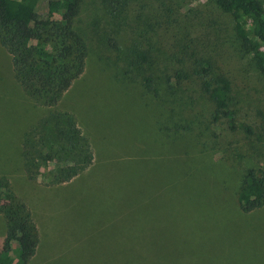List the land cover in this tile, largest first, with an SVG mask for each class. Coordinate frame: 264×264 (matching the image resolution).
Returning a JSON list of instances; mask_svg holds the SVG:
<instances>
[{"label": "trees", "instance_id": "16d2710c", "mask_svg": "<svg viewBox=\"0 0 264 264\" xmlns=\"http://www.w3.org/2000/svg\"><path fill=\"white\" fill-rule=\"evenodd\" d=\"M84 1L0 0V48L20 89L38 106L54 109L84 76L88 44L75 27ZM213 4L231 17L235 37L264 76V0ZM107 44L113 53L118 49L115 40ZM147 44H134L132 58L115 57L122 71L117 67L109 79L115 86L109 94L116 96L135 77L139 94L127 99L128 107L145 101L137 120L123 102L116 106L118 118L137 124L129 154L114 146L106 157L96 153L87 119L71 108L50 111L23 134L25 178L41 177L44 189L75 191V208L65 209L70 240L46 246V233L0 176V264H82L83 258L88 264H264V226L244 217L264 206V169L251 160L255 150L247 144L222 145L215 134L224 126L248 141L254 136L249 125L235 122L232 81L189 50L191 43L149 38ZM96 108L98 120L108 113ZM233 181L234 213L216 203ZM93 192L104 202L89 210L79 202H89L85 196L93 199ZM66 254L74 257L65 261Z\"/></svg>", "mask_w": 264, "mask_h": 264}, {"label": "rangeland", "instance_id": "374dc122", "mask_svg": "<svg viewBox=\"0 0 264 264\" xmlns=\"http://www.w3.org/2000/svg\"><path fill=\"white\" fill-rule=\"evenodd\" d=\"M75 27L88 44L85 73L74 82L71 91L54 109L38 106L24 95L13 78L8 56L0 48V176L6 177L13 192L26 206L32 207L30 212L42 214L39 208L44 206L41 202L47 199L51 206L56 204L66 210L73 209L75 202L72 197L75 191L69 186L44 189L40 186L43 182L41 177H37L36 182H29L25 178L20 162V142L23 134L52 110L74 109L78 117L87 119L91 127L88 133L99 149L96 153L106 157L109 154L108 149L114 146L119 153L129 154L133 148L129 133L137 124L130 116L118 118L116 106L123 102L121 104L124 110L138 113L135 115L137 120L141 116L138 105H143L145 101H135L133 107H128L130 101L127 99L139 94V89L133 85L135 77L134 81L131 80L133 83L126 85L127 92L116 96L109 94V90L115 88L109 79L116 73L117 67L122 71V62L119 61L124 56L133 57L132 46L140 42L145 47L149 38L151 42L166 43L170 39L175 42L181 40L183 44L191 43L192 49L189 50H194L197 57L210 59L230 78L235 122L238 125H249L254 136L248 141L240 134L228 132L222 126L215 129L217 140L222 145L231 143L234 146L235 142L247 144L249 152L255 150L251 160L264 169V76L255 66L252 53L235 37L231 17L219 12L213 0H85L76 17ZM108 39L117 42L118 49L114 53L110 44H107ZM115 57L119 60L118 64ZM132 74L135 75V72L131 71ZM190 91L189 88L188 93L192 95L194 102L197 101L198 94ZM96 106L108 108V113L100 120L95 117ZM137 137L134 136V142ZM49 169H52L51 165L42 167L40 172L44 173ZM233 182L231 189L223 192L216 203L224 210L234 213L238 209L234 200L236 183ZM122 189L129 190L124 185ZM78 192L82 194L80 189ZM92 196L93 199L85 196L89 202H78L82 206H88L89 210L104 202L94 192ZM244 217L252 223L264 226V206L244 214ZM34 219L37 223L46 225V235L43 238L46 246L56 249L66 246L70 240V221L56 226L54 222L60 217L55 214L51 218L47 213ZM261 237L264 240V235ZM73 257V254H66L63 260L68 261ZM80 261L88 264L84 258Z\"/></svg>", "mask_w": 264, "mask_h": 264}, {"label": "crops", "instance_id": "0c3cea01", "mask_svg": "<svg viewBox=\"0 0 264 264\" xmlns=\"http://www.w3.org/2000/svg\"><path fill=\"white\" fill-rule=\"evenodd\" d=\"M49 201L50 200L47 199V200H43V202H41V204H44V206L39 208V210H42V214H39V215L35 214L33 212H30V211H32V207L30 208V207L27 206L32 218L33 217L34 218H39L45 213H47L49 216H51V218H53L55 216V214H56V215H58L60 217V219L55 221L54 225L58 226L60 224H66L67 220H68L67 219L68 216H67V213L65 212V209L60 207V206H57L56 204H54L56 207L54 205H52V206H54V208L50 209L52 206L50 205ZM34 218H33V220H34L36 226L38 227V229L40 230V232H42V233L44 232L45 233V228H46L45 226L46 225L42 224L41 222L37 223ZM45 219H47V217Z\"/></svg>", "mask_w": 264, "mask_h": 264}]
</instances>
